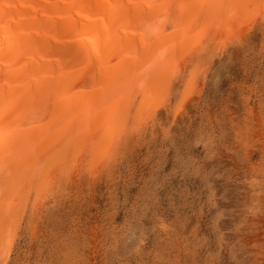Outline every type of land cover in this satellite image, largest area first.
Here are the masks:
<instances>
[{"label":"rangeland","instance_id":"obj_1","mask_svg":"<svg viewBox=\"0 0 264 264\" xmlns=\"http://www.w3.org/2000/svg\"><path fill=\"white\" fill-rule=\"evenodd\" d=\"M250 25L192 79L190 59L95 178L60 177L36 211L30 191L0 264H264V20Z\"/></svg>","mask_w":264,"mask_h":264},{"label":"bare ground","instance_id":"obj_2","mask_svg":"<svg viewBox=\"0 0 264 264\" xmlns=\"http://www.w3.org/2000/svg\"><path fill=\"white\" fill-rule=\"evenodd\" d=\"M263 20L264 0H0L1 253L30 191L36 211L60 177L95 178L190 59L192 79L202 53Z\"/></svg>","mask_w":264,"mask_h":264}]
</instances>
